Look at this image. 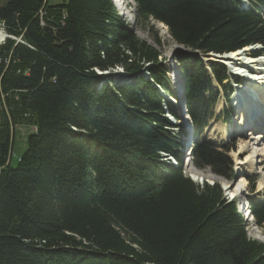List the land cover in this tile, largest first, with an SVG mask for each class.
Wrapping results in <instances>:
<instances>
[{
  "label": "trees",
  "instance_id": "1",
  "mask_svg": "<svg viewBox=\"0 0 264 264\" xmlns=\"http://www.w3.org/2000/svg\"><path fill=\"white\" fill-rule=\"evenodd\" d=\"M133 1L136 26L161 21L189 49L174 56L200 133L218 91L193 52L264 43L262 17L240 0ZM0 23L16 38L0 43V264H264V242L248 236L235 202L183 175L181 137L163 128L160 101H169L157 88L172 90L159 52L112 0H6ZM114 65L125 81L95 70ZM209 67L222 85L225 66ZM16 124L35 131L13 166ZM228 149L196 141L193 163L229 179ZM248 207L264 236V194Z\"/></svg>",
  "mask_w": 264,
  "mask_h": 264
},
{
  "label": "rangeland",
  "instance_id": "2",
  "mask_svg": "<svg viewBox=\"0 0 264 264\" xmlns=\"http://www.w3.org/2000/svg\"><path fill=\"white\" fill-rule=\"evenodd\" d=\"M5 1L6 0H0V6L3 5V3ZM66 1H68V0H48L49 4H59V3H62V2H66ZM124 4H126V8L127 9H129L128 7H131V5H130V3H129L128 0H125V2L123 3V5ZM132 7H133V9L131 10V12L133 13V17L131 18L130 13H128V16L129 17L127 16V18H125L124 23H125V25H126L127 28L132 29L134 35L136 36V38L140 42L146 43L147 45L151 46L152 49H154V50H156V51L159 52V55L157 56V59H158V61H160L162 63V65L165 68L164 75L167 78V81L165 83H166L167 87L170 86V89L172 90V94L171 95L165 94V93H168V92L165 91L163 89V87H158V88L161 91L162 95L164 97H166V100L169 101V103L171 104V106H172V103H173V106H174V109H175V105L174 104L177 105V103H178V105L181 106V103H180V101L177 98L179 96H176L174 94V89L173 88L175 87V85H172V82H171V79H172L171 72L172 73L174 72V69H172V67L173 68L174 67L177 68L178 71H179V68L181 69V66L179 65L178 59H176V57L174 55L177 52H183V51H187L189 49L188 48H185L183 45H180V44L176 43L171 38V36H170V34L168 32V27H166V25L163 22H161V21H158V20H155V19H152V18L149 20V22H148L147 25H148L149 28H152V31L149 28H142V27L140 28L139 26H136L137 11H136V7L135 8H134V6H132ZM159 23L166 27V30L165 31H164L163 28H161V25H159ZM0 29H2L5 32L2 23H0ZM8 36H10V35H8ZM156 38L159 39V44L156 43V41H155ZM248 47H250L251 50H258V52H264V43H258V44H255L253 46H248ZM233 52H235V51H233ZM193 53H195L196 55L200 56V58L202 60H207V59H210L211 58V61L212 62H218V61H220V63H222V64H224L223 61H222V59H224V57L226 56V55L225 56H218V55H216L215 52H208V53H206V54L213 53V56H211V57H207L206 54L201 55L197 51H195ZM213 57H217V58H213ZM262 58H264V56H262ZM230 62H233V64H238V61H235V60H232ZM230 62L227 63V64H231ZM232 68L230 66L229 67V71L233 73L234 71H232L233 70ZM247 68L250 69V67H247ZM95 70H96V72L98 74H103V75H106L107 73H109L110 70L113 71V72H115L116 74L113 76V78H111L110 80H107V81H109L111 83H112V80L118 81V80L121 79L120 78V75H121V66L114 65L113 67H111L109 69H106V70H99L97 68ZM166 70H167V72H166ZM179 73H180V71H179ZM118 74H120V75H118ZM147 74H148L147 71H145L143 73L142 72H139L138 74H136V77H139V75H141L144 78H146ZM168 78H169V84H168ZM240 78H242V76ZM153 82H154L153 83L154 84L153 85L154 87L155 86H159V84H157L154 80H153ZM182 82H183V77H182V75L180 73V79H179V87L180 88L182 87L181 86L182 85ZM220 90H222L221 87H220ZM168 96L171 97V101L172 100H175L176 103L173 102V101L171 102L170 101V97H168ZM222 96L224 97V99H226V96L223 94V92H222ZM220 99H221V97H220ZM163 105L166 106V110L165 111L162 110V106ZM160 107H161V110H162L163 117L167 120L166 113L172 112L174 109H172L169 106L167 107V105L165 104V99H163V100L160 101ZM224 107H225V109H226L227 112H230V106H228V102H227V105L226 104L224 105ZM186 111H187V109H186ZM186 114L189 115L188 113H186ZM169 115H172L173 118L176 117V115H174V114H169ZM179 119H181V118L179 117ZM175 123L176 122L168 123L166 126H163V128L165 130H167L168 132H170V130L174 127ZM208 125H209V127H208L207 130L210 132V134H211L212 137H215L214 139H216L215 142L217 144L221 145L222 143H225V144L232 145L226 151V154L232 160V164L236 161L237 157L243 160L244 157L247 155V153L251 152L254 148H260V146L262 144H264V139L261 141V143L260 142H254L253 140L252 141L246 140L244 138L245 136L243 135L244 133L242 135H235L232 138H227V135H228L227 133H226L227 135L224 136L223 129L222 128H225V127H224V117L222 115L216 116L213 120L208 121ZM184 126H186V125L184 124ZM34 131H35V127L34 126H27V125H23V124H21V125L18 124V125L15 126V130H14V134H13V136H14V149H13V154H12V157H11V165H13V166L16 165V162H17L18 158L22 155V153L26 149V138H27L28 134L29 133H33ZM249 132L251 133L252 131H248V133ZM178 133L179 134H183L184 137H186V138H189V136H190V133L189 134L188 133H185L184 134L183 131L180 130V129H175L170 134L173 137H175ZM187 135H189V136H187ZM180 137H182V135ZM241 144H245V148L236 157L235 154L240 151V145ZM183 158H184V156L182 155V159ZM164 160L166 161L167 164L172 165V166H176L177 163H178V162H175V161H169L167 158H165ZM188 160H189V158H188ZM188 160H186V161L184 160L183 163H182V165L184 167V170H185V168H187L189 166V164L187 165ZM260 160L262 162L260 163V161H259L257 163V166H255V168L251 170L252 172L250 171L248 173L251 176H255V178H254V182L253 183H250L247 186V188H246V190L244 192V196H243L244 199H246V195L247 194L248 195H253V194H256V191H259V190H257L259 181H262L263 182V187H264V154L260 157ZM234 165H236V162H235V164H233V166ZM189 167L194 168V169L199 170V171L202 172V174H203V179H202L203 182L211 183V180L214 178L215 180H213V181L215 183H217V185L220 187V189L222 191L224 190L223 189V183H227V184H230V185L234 183V181H233L234 178L233 179H228V178H226L224 176L217 175V174H215L213 172H212V174H213L212 175L211 174V171H210L211 169L208 170V169H204V168H199V167L195 166L194 163H192ZM238 173L242 174L241 169H239ZM184 176L185 177H188V178H192L190 176V174H187V176L186 175H184ZM252 185H253V188L251 187ZM197 186H199V188H202L203 187L201 185V183H199V185H197ZM223 194L225 196L224 191H223ZM238 205H239V203H237L235 205V210H236V206H238ZM236 212L239 213L240 211L239 210H236ZM239 214H241L243 216V218L246 217V213H245L244 210H243L242 213H239ZM247 231H248V233H247L248 236H250L251 238H254L255 237V229L252 230V227L249 226ZM257 231H260L262 233L261 229H259V228H258Z\"/></svg>",
  "mask_w": 264,
  "mask_h": 264
},
{
  "label": "bare ground",
  "instance_id": "3",
  "mask_svg": "<svg viewBox=\"0 0 264 264\" xmlns=\"http://www.w3.org/2000/svg\"><path fill=\"white\" fill-rule=\"evenodd\" d=\"M116 1L118 3H120V0H116ZM129 13H130V16L132 18L133 17V13L131 11ZM159 25H161V28H163L164 31L166 30V27L167 26L165 27V26H163L160 23H159ZM5 34H7V33H5L2 29H0V42L3 39V37H4ZM250 50H251V48L247 46V47H244L243 49H241L239 51L230 52L229 54H226V56L224 57V59L221 58L222 61L224 63H226V64L229 63L232 60L238 61V64H241L240 66H236V67H233V68L231 66V68L233 69L232 71H234L233 74H235L236 76H239V77L242 76V79H244L245 81L247 80L249 83H251V86L249 85V86H247L245 88H242V89L241 88H237L236 89V92L234 93V98L232 100V101H235L236 100L235 101L236 102V106H238L240 110L246 108V115L247 116L250 115V112H249V109H248L249 106H251L252 104H254L252 109H255L257 103L260 101L259 98L257 97V95L259 96L258 85H264V58H259V59L253 60V59H250L248 57H245V55H247L250 52ZM257 61H260V62L259 63H256L257 65L255 67H257V68H254L253 67L254 66V63L253 62H257ZM242 66H244V68H242ZM247 67H250V69L253 70V71L255 69H257V72H253V74H249L247 72V70L245 69ZM172 69H174V72L173 73L171 72V76H172L171 82H172V85H175V87L173 88L174 89V94L176 96H179L180 91H182V93H183V87H181V88L179 87L180 73H179V71H178L177 68H175V67L173 68L172 67ZM143 71L144 70H142V72ZM115 74H116L115 72H113V71L110 70V72L107 73L106 75H107L108 78H113V76ZM121 76H123L122 68H121ZM256 91H258V92L256 93ZM247 92H249L248 95H247ZM260 92L263 94L262 90H260ZM262 97H263V95H262ZM170 101H171V97H170ZM172 101L176 103L175 100H172ZM180 103H181V101H180ZM174 105H175V108H177L179 106L178 103H177V105L176 104H174ZM24 115H25V113H24ZM24 117H26V116H24ZM182 118H184V117H182ZM180 121L183 123V120H180ZM19 123H21V122H19ZM184 123H188V120H186V118H185V122ZM242 123L243 122L240 121V125H242ZM173 130H175L174 127L170 131L173 132ZM252 134H253V132H251L249 134H246V135H248V137H249V135H252ZM187 136H189V135H187ZM263 139H264V136H261V134H260V135H256V136L254 135V138L251 139V140H253L254 142H260L261 143V141ZM251 140H249V141H251ZM181 141H182L181 142L182 147L180 148V152L182 153V155H184V151H185L184 143H185V140H183L181 138ZM261 146H260V148H254L253 147L254 149L251 152L248 151L249 153H247V155L242 160V159L238 158L237 156L240 154V152H242L244 150L245 144H241L240 145V151L238 153H236L235 155L237 157V159H236L237 163L236 164L237 165L241 164L242 165L241 166L242 169L240 167L236 166V165H234L232 167V171L234 173V177L235 176H239V178L237 179V181L235 183H233L231 185L230 184H227V183H223V189H224V191L229 196H231L233 198L234 197H237L239 195V193L241 194V192H243L245 190V188L247 186V180L244 177V175H245V173H249L253 169V167H254L253 164H256L257 162L261 161L260 160V157L264 154V144H262ZM161 155L163 156V160L165 158H167L169 161L176 160L173 156H171L169 154L162 153ZM245 165H246V168H245ZM239 169H241L242 174L238 173ZM188 174H190V176L193 179H197V178L203 177V174L201 172H199L198 170L192 169V168H189L188 169ZM262 188H263V182L262 181H259L257 190H260ZM244 192H243V194H244ZM224 198L227 201V198L225 196H224ZM239 199H243V198H240L239 197ZM243 208L244 207L241 206V202H239V205H238V208L237 209L238 210H243ZM255 237H257L259 239H263L262 235L260 234L259 231H257V229H255Z\"/></svg>",
  "mask_w": 264,
  "mask_h": 264
},
{
  "label": "water",
  "instance_id": "4",
  "mask_svg": "<svg viewBox=\"0 0 264 264\" xmlns=\"http://www.w3.org/2000/svg\"><path fill=\"white\" fill-rule=\"evenodd\" d=\"M4 38H10V39H13V38H11L10 36H8L7 34L4 35L3 39H4ZM3 39H2V40H3ZM2 40H1V41H2ZM249 46H250V45H249ZM241 49H242V48H241ZM241 49H238V50H236V51H239V50H241ZM228 53H230V52H227L226 54H228ZM226 54H224V55H219V54L216 53V55H218V56H225ZM206 56H207V57H211V56H213V53L206 54ZM206 61L209 62V61H211V59H207ZM238 177H239V176H235L234 179H233V181L235 182V181L238 179Z\"/></svg>",
  "mask_w": 264,
  "mask_h": 264
},
{
  "label": "clouds",
  "instance_id": "5",
  "mask_svg": "<svg viewBox=\"0 0 264 264\" xmlns=\"http://www.w3.org/2000/svg\"><path fill=\"white\" fill-rule=\"evenodd\" d=\"M41 13H42V12H41ZM41 13H40V14H41Z\"/></svg>",
  "mask_w": 264,
  "mask_h": 264
}]
</instances>
